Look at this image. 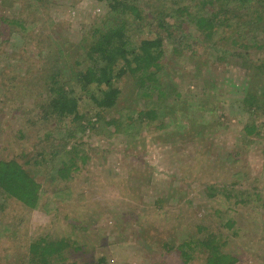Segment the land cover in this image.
Listing matches in <instances>:
<instances>
[{
	"label": "rangeland",
	"instance_id": "rangeland-1",
	"mask_svg": "<svg viewBox=\"0 0 264 264\" xmlns=\"http://www.w3.org/2000/svg\"><path fill=\"white\" fill-rule=\"evenodd\" d=\"M136 1L143 20L129 35L138 41L156 35L151 11L165 2ZM189 4L206 11L200 0ZM107 13L102 0H0V72L16 79L0 80V159L17 160L40 184L32 209L0 191V264H28L39 237L67 243L50 264H203L204 231L219 236L235 264H264V69L248 67L256 59L264 66V26L263 45L241 57L246 40L234 33L236 22L212 51L193 25L165 16L181 43L164 44L161 98L127 76L115 80L121 94L111 108L76 87L82 127L46 114L47 87L28 86L29 61L19 58L42 64L38 54L50 53L58 80L73 77L89 65L92 27ZM247 90L261 96L259 106L248 109ZM148 99L162 105L155 119L140 115L151 109ZM180 100L182 114L178 105L171 110ZM245 123L256 131L243 133ZM190 239L185 263L178 246Z\"/></svg>",
	"mask_w": 264,
	"mask_h": 264
},
{
	"label": "trees",
	"instance_id": "trees-1",
	"mask_svg": "<svg viewBox=\"0 0 264 264\" xmlns=\"http://www.w3.org/2000/svg\"><path fill=\"white\" fill-rule=\"evenodd\" d=\"M102 1L106 3L108 13L107 16L105 15L102 18V26L92 27L90 40L86 46V55L90 60L89 65L83 70H77L73 77L66 80H58L62 69L57 64V59L52 58L49 55L50 53L45 56L42 53L38 54L39 58H43L44 63L42 64H35V62L30 60V57L24 56L27 61L23 57L19 58L23 59L25 64H28L27 62L29 61V65H27L28 72L26 73L28 86L33 83V86L39 84L42 87H47L48 96L50 97L47 102L48 112L46 114H51L62 122L68 118L70 122L77 121L82 127L81 121L84 116L78 112V98L75 95L76 87H79L82 91H87L89 98L102 108H111L116 104L121 90L116 85L115 80H123L127 76L133 77L139 87H146L150 91L154 90L157 98H161L164 95V89L159 81V74L163 68L161 58L164 54V44L181 43V38L174 36L175 33L169 27L170 24L168 25L165 16L179 17L181 22H178V25L181 28L185 23L193 25L197 32L201 34L203 44L212 51H215L218 47V41L219 43L222 41L220 35L225 27L233 21L237 24L234 33L237 34V32L241 31L243 34L238 35L246 40V42L242 40L240 44V46L245 47L244 52L239 53L242 55H240L241 57L244 54H250V51L247 52L249 48L254 46L260 48L263 45L260 44L261 40L259 38L263 29L260 26H264V0H200L201 9L206 8V11L202 9L198 13L189 10V3L195 0H163L165 6L162 3L155 4L153 6L155 10L151 11V13H154V19H156V22H154L156 35L151 38L144 36L138 41L134 38L131 39L129 35L130 25L143 20L142 8L137 1ZM167 5L170 8H167ZM161 7H163L164 11L161 10ZM166 9L167 12L165 11ZM12 22L18 23L16 20ZM137 34L141 33L138 32ZM33 35L28 34L27 43H31L33 38H35ZM218 36L219 40L217 39ZM233 43H237V41H233ZM261 62L259 59L250 60L248 67L249 69L263 71L264 66L261 65ZM6 69L9 70V67ZM0 80L2 83L7 82L9 84L11 81L13 85V81L16 79L9 72L5 74L0 72ZM91 88H95L94 93L91 92ZM171 92L177 96L175 90ZM144 95L149 97L148 94ZM260 97H258L257 92L247 90L243 100L248 109H251L259 106ZM148 104L151 109L148 112L140 111V115L155 119L156 107L161 105V103L159 100L151 101L148 99ZM165 107L168 108V106H163V108ZM175 107L182 114L188 106H185L180 100L176 105L172 106L171 110ZM231 113H233V110ZM64 126V129L67 130V123H64ZM255 131V127L248 125V123H245L242 128V132L245 134H252ZM21 135L24 134L22 133ZM68 152L64 151L62 154L68 155ZM68 159H64L63 164ZM69 160H71V157ZM64 169L67 168H60L58 170L59 173H63ZM0 191L5 192L8 197L15 199L26 208L32 209L37 207L39 201L40 184L17 160L0 159ZM227 225L231 226L232 223L227 222ZM200 238L198 247H203V264L236 263L237 258L235 256L220 249L221 245L218 235L204 231ZM191 242V239L183 240L178 246L185 263L192 259L190 255L192 252L187 251L188 249L192 250ZM65 248H67V243L63 238L52 240L44 237L36 238L29 244L30 257L28 264H38L39 262L50 264L53 259L61 257V251ZM60 261H62V264H76L64 263L63 258Z\"/></svg>",
	"mask_w": 264,
	"mask_h": 264
}]
</instances>
